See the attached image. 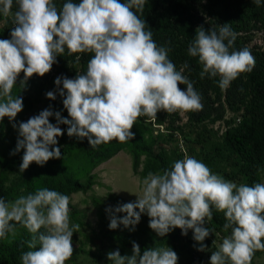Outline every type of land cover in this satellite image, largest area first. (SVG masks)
<instances>
[{
  "label": "clouds",
  "instance_id": "1",
  "mask_svg": "<svg viewBox=\"0 0 264 264\" xmlns=\"http://www.w3.org/2000/svg\"><path fill=\"white\" fill-rule=\"evenodd\" d=\"M146 2L65 0L58 7L55 0H0V13L14 25L10 39H0V122L7 117L17 132L10 155L24 150L20 173L33 162L44 166L61 158L57 138L64 135L62 124L68 126L69 137L87 138L95 149L113 140H131V129L141 116L154 121L160 111L184 117L203 110L201 95L184 74L189 64L177 70L169 59L171 49L158 46L146 30L141 19ZM252 2L259 7L262 0ZM235 41L236 33L228 23L207 30L199 26L187 49L188 56L202 66L200 77H219L221 90L255 67L251 50H235ZM65 53L75 55L76 63L80 54H91L85 72L75 78L57 76L56 90L45 94L56 100L58 92L68 117L49 105L26 121H17L24 98L13 93L14 87L19 84L23 90L34 75L45 76ZM53 116L55 124L49 119ZM142 185L135 201L105 209L109 229L123 225L135 231L146 214L149 228L158 237L176 228L187 236L191 229L199 243L197 251H206L204 241L213 233L207 224L215 209L224 214L223 230L231 231L211 252L210 264H252L255 253L264 252V183L238 185L186 155L161 173L149 172ZM69 212V196L47 187L11 201L0 197V240L15 239L24 229L30 239L22 264H66L74 253L73 233L80 227L70 226ZM107 259L110 264H177L179 257L169 246L142 251L132 241L131 255H122L117 248L107 253Z\"/></svg>",
  "mask_w": 264,
  "mask_h": 264
},
{
  "label": "rangeland",
  "instance_id": "2",
  "mask_svg": "<svg viewBox=\"0 0 264 264\" xmlns=\"http://www.w3.org/2000/svg\"><path fill=\"white\" fill-rule=\"evenodd\" d=\"M55 2L60 7L65 0H55ZM187 3L188 24L193 25L195 29L210 21L218 26L230 24L236 33L235 47L237 50L248 47L255 58L254 70L264 76V0L259 7L252 0H187ZM15 10L14 3L13 11ZM13 27L11 18H6L0 13V39H10V31ZM146 30L153 33V40L158 46H167L171 49L169 59L176 65L177 70L185 62L189 64L184 74L194 82V88L201 95L203 110L188 112L184 117L178 113L167 114L160 111L154 121L141 116L131 129L135 143L147 145L152 152L161 154L168 168L174 161L183 159L187 155L202 161L213 173L223 176L226 180L238 185L245 184L239 169L241 161L236 154L227 149L223 136L225 129L235 125L242 116L254 119L259 116L262 109L259 93L245 74L232 81L226 90H221L218 86L219 77L205 76L203 79L200 77L202 66L197 58L188 56L187 44L175 43L170 41L169 37L149 29L147 21ZM80 55L79 63H76L75 55L69 56L65 53L63 56H58V63L54 64L45 76L34 75L23 90L19 84L14 87L13 93L21 94L24 98V109L17 115V121H26L49 105H52L53 111H60L62 116L68 117L67 110L63 108V98L59 93L57 92L56 100L47 99L45 94L56 90L54 80L57 76L75 78L77 73L86 71L91 54ZM22 78L23 73L20 75V79ZM179 87L181 90H186L185 85ZM49 119L50 122L56 123L54 116ZM1 123L0 172L3 171L5 175L4 188L7 192V200L11 201L24 195L27 170L20 173L19 165L22 158L12 162L15 155H10L14 149L13 144L16 143L17 132L12 128L7 117ZM60 127L65 134L68 126L62 124ZM117 144L120 150L99 163L89 161L87 148L61 153L60 161L69 176L84 181L88 173L93 174V184L88 190L68 195L70 226L78 224L80 227L73 233L74 253L66 264H110L107 259L109 251L118 248L122 255H131L132 241L136 242L137 237H140V241L149 234H154V238L158 237L149 228V217L146 214H142L135 231H129L123 225L115 230L108 227L110 221L105 209L108 206L135 201L137 199L135 194H141L142 181L147 176L141 172L142 164L147 157L145 151L136 149L130 141L125 143L117 141ZM134 152L137 161L136 171L132 169ZM260 183H264V164L260 171ZM224 223V214L213 209V220L207 224L213 233L205 239L207 250L201 251L202 253L215 251L222 243V239L230 234L231 229L228 232L223 230ZM138 244L143 251L144 247ZM160 246H169L178 254L177 264H190L187 257L190 255V250L195 249L190 245L187 246L188 250L185 244L183 246L176 244V247L167 237L158 247ZM21 255L15 250L14 239L9 237L0 241V264H19ZM252 264H264V252L257 251Z\"/></svg>",
  "mask_w": 264,
  "mask_h": 264
},
{
  "label": "trees",
  "instance_id": "3",
  "mask_svg": "<svg viewBox=\"0 0 264 264\" xmlns=\"http://www.w3.org/2000/svg\"><path fill=\"white\" fill-rule=\"evenodd\" d=\"M187 9V0H147L141 19L147 21L149 29L169 37L168 39L170 41L187 44L189 46V43L194 38L196 29L193 25L187 23ZM201 26L207 30L211 27H217L218 24H214L210 21ZM234 49L237 50L235 45ZM243 74L248 77L251 84L259 93L262 99V109L256 119L242 116L235 125L227 127L224 132L223 142L227 149L236 154L241 161L239 169L244 177L245 184L253 185L254 183H260V171L264 164V76L254 69L250 73ZM1 127L2 123L0 122V128ZM57 139L58 144L62 145L60 147L61 153H66L74 149L87 148L88 159L91 163L105 161L120 150L117 140H113L108 144L99 145L97 148L92 149L87 138L79 140L76 137H69L67 132ZM129 141L136 149H141L147 154L142 164L141 172L143 175H147L149 172L161 173L163 170L168 169L161 154L152 152L151 148L147 145L135 143L133 138ZM15 146L16 143L13 144V148H15ZM22 155V151L17 153L12 162L21 159ZM136 168L137 161L134 152L132 169L136 171ZM4 179L5 175L2 171L0 172V197L8 201L7 192L4 188ZM92 180V173H88L84 181H79L69 176L65 172L64 165L61 163L60 159H50L44 166H39L33 162L27 169L26 185L23 194L27 195L28 193H34L37 189L44 187L59 191L65 195L78 191L85 192L93 184ZM166 237L170 238L175 246L176 244L179 246L185 244V248L188 250L190 245L193 246L184 236H181L179 228L170 232ZM166 237L154 238V234H149L141 241L140 237H137L136 242L140 243L144 248L153 246L158 247ZM28 239H30L29 233L24 229H20L19 235L14 239L15 250L21 254L28 251L29 249L26 243ZM187 259L190 263V255ZM19 264H22V262Z\"/></svg>",
  "mask_w": 264,
  "mask_h": 264
},
{
  "label": "built area",
  "instance_id": "4",
  "mask_svg": "<svg viewBox=\"0 0 264 264\" xmlns=\"http://www.w3.org/2000/svg\"><path fill=\"white\" fill-rule=\"evenodd\" d=\"M180 234H181V229H180ZM181 236H184L181 234ZM186 240L189 242H192V244L196 245L195 249L191 251L190 253V264H210V255L211 253H202L201 251H197L198 248V242L193 240V233L192 230L190 229L188 231V235L184 236Z\"/></svg>",
  "mask_w": 264,
  "mask_h": 264
}]
</instances>
